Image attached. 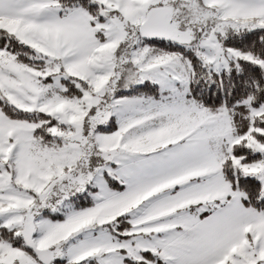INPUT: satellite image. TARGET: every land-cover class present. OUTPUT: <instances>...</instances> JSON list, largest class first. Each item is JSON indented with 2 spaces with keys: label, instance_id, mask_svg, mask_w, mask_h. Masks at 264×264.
I'll use <instances>...</instances> for the list:
<instances>
[{
  "label": "snow or ice",
  "instance_id": "obj_1",
  "mask_svg": "<svg viewBox=\"0 0 264 264\" xmlns=\"http://www.w3.org/2000/svg\"><path fill=\"white\" fill-rule=\"evenodd\" d=\"M0 264H264V0H0Z\"/></svg>",
  "mask_w": 264,
  "mask_h": 264
}]
</instances>
